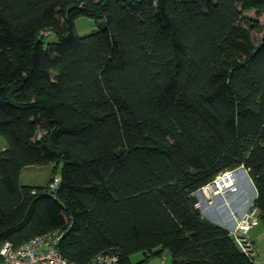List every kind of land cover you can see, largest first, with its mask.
<instances>
[{
  "label": "trees",
  "instance_id": "1",
  "mask_svg": "<svg viewBox=\"0 0 264 264\" xmlns=\"http://www.w3.org/2000/svg\"><path fill=\"white\" fill-rule=\"evenodd\" d=\"M263 15L264 0H0V247L58 230L77 264H255L196 193L243 166L264 219ZM56 163L49 187L21 185Z\"/></svg>",
  "mask_w": 264,
  "mask_h": 264
},
{
  "label": "built area",
  "instance_id": "2",
  "mask_svg": "<svg viewBox=\"0 0 264 264\" xmlns=\"http://www.w3.org/2000/svg\"><path fill=\"white\" fill-rule=\"evenodd\" d=\"M241 170L249 173L243 166L226 170L218 174L212 182L201 187L196 193L199 199L197 207L201 209L204 201H211L215 196L238 193ZM59 181L57 177L54 183ZM260 222V210L253 202L246 211L236 217L235 226L229 231L240 250L249 257L254 256L256 252L250 233ZM62 237L63 232L55 230L37 235L18 246L6 241L0 247V258L6 264H77L65 258L60 251ZM118 261V255L102 252L87 264H117Z\"/></svg>",
  "mask_w": 264,
  "mask_h": 264
},
{
  "label": "crops",
  "instance_id": "3",
  "mask_svg": "<svg viewBox=\"0 0 264 264\" xmlns=\"http://www.w3.org/2000/svg\"><path fill=\"white\" fill-rule=\"evenodd\" d=\"M239 173V179L246 182V187L239 193H227L226 195H218L213 197L211 201H204L202 206L203 215L215 224H218L227 230H231L235 226L236 217L242 214L253 203L257 196L255 185L246 174ZM262 226L260 227V225ZM256 252L254 255L255 264H264V219L259 225L252 229L250 233ZM137 256V257H136ZM143 258L141 254L133 257V262H138ZM170 254L164 253L162 256H154L144 264H172Z\"/></svg>",
  "mask_w": 264,
  "mask_h": 264
},
{
  "label": "rangeland",
  "instance_id": "4",
  "mask_svg": "<svg viewBox=\"0 0 264 264\" xmlns=\"http://www.w3.org/2000/svg\"><path fill=\"white\" fill-rule=\"evenodd\" d=\"M260 22L264 26V15L260 18ZM76 31L81 36L92 34L96 32L95 22L92 19H89L86 17H79L76 20ZM260 36L261 34L259 33L255 34L256 38ZM53 40L54 38L50 39V41H53ZM2 141L4 140L0 139V147L3 145ZM60 168H61V165H58L57 163L47 164V165L27 166L23 168L21 171L20 183L21 185H29V186L47 188L50 185L51 178L56 177ZM241 171H243L242 173L246 174V176L248 177V174H249L248 172L244 170H241ZM244 187H246V182L243 181V179L239 180V192H240V189L242 190ZM261 226L262 224L260 225V227ZM140 256L141 254H138V257ZM169 260L171 259L169 258ZM0 264H6V263H4L3 261H0Z\"/></svg>",
  "mask_w": 264,
  "mask_h": 264
}]
</instances>
